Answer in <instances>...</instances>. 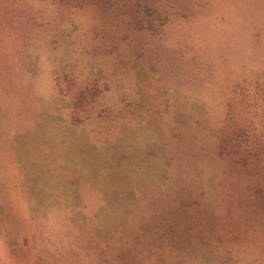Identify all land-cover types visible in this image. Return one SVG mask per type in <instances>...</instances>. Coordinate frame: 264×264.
Wrapping results in <instances>:
<instances>
[{
	"label": "rangeland",
	"instance_id": "obj_1",
	"mask_svg": "<svg viewBox=\"0 0 264 264\" xmlns=\"http://www.w3.org/2000/svg\"><path fill=\"white\" fill-rule=\"evenodd\" d=\"M0 264H264V0H0Z\"/></svg>",
	"mask_w": 264,
	"mask_h": 264
}]
</instances>
